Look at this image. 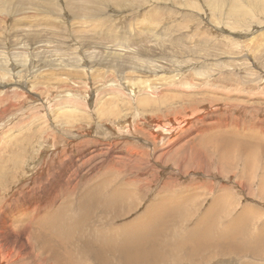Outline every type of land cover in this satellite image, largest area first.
I'll return each instance as SVG.
<instances>
[{"label": "rangeland", "instance_id": "obj_1", "mask_svg": "<svg viewBox=\"0 0 264 264\" xmlns=\"http://www.w3.org/2000/svg\"><path fill=\"white\" fill-rule=\"evenodd\" d=\"M148 100L147 106L139 104ZM178 118L193 124L176 129L169 121ZM154 119L173 131L166 140H158ZM212 120L226 121L218 135L237 134L261 144L246 174V157L239 151L234 152L230 171H224L208 149L206 163L193 161V152L199 151L194 146L201 140L197 129ZM181 139L188 145L182 147ZM172 145L179 148L173 157L168 153ZM131 149L143 152L151 173L136 174V168L121 163L119 156ZM158 155L171 159L155 162ZM263 160L264 0H0V257L5 264H60L78 236L70 234L67 244L65 235L52 228L57 240L45 250L55 252L36 257L44 251L38 245L44 239L32 236H46L49 228L41 223L30 238L24 225L38 216V201L46 205L58 199L55 212L62 215V203L68 205L64 197L72 194L68 209L74 214L66 216L73 219L79 213L75 201L83 191L112 174L124 180L136 176L144 187L138 186L140 194L133 195L137 200L129 201L139 207L113 221L111 228L142 220L160 195L179 191L178 186H197L193 193L203 207L194 220L180 225L185 232L177 236L187 235L210 205L228 193L234 198L229 204L235 206L231 218L242 216L247 226L228 224V214L215 221H220L221 233L235 229L241 240H248L245 247L250 243L257 253L253 262L244 263L208 250L204 260L210 263L204 264H264V232L256 228L264 225ZM92 222L98 227L99 217ZM82 239L89 241L85 234ZM73 263L94 264L77 255Z\"/></svg>", "mask_w": 264, "mask_h": 264}, {"label": "bare ground", "instance_id": "obj_2", "mask_svg": "<svg viewBox=\"0 0 264 264\" xmlns=\"http://www.w3.org/2000/svg\"><path fill=\"white\" fill-rule=\"evenodd\" d=\"M90 7L91 5L89 6V9ZM146 64L147 63H145V65ZM152 87H149V88L155 89ZM158 87L156 86V89H158ZM85 95H88V94H85ZM149 103H150L149 100L148 102H145V103L139 102L140 105H146V106L149 105ZM142 108L144 110L148 109V107H142ZM151 110H154V109L152 108ZM105 113H107V111ZM163 122H164L163 120H159V119H154L151 122V125L155 129L156 136L159 141L164 140L165 136H169L170 134L173 133V131L172 133L166 131L167 129L165 128L164 124H162ZM169 122L173 126H175L176 129H178L179 127L182 128L183 126H186L189 124L191 125L193 124L192 120L190 119L187 120V119H182V118L181 119L178 118V122L172 119ZM212 122L213 123L207 122L208 124L201 127L200 130L197 129V131H200L201 135L199 136H201V140H199L198 146H194L195 149L199 148V151L197 149L198 152H193L194 154L193 161H195V159H198L201 163L203 164L206 163L207 156H206L205 151L206 149H208L210 152H212V157H216L219 165L220 166L222 165V168L224 169V171H230L231 169L234 170V163L232 160V158H235L234 152L239 151L241 153V156L244 154L246 157L245 158L246 160L244 159V165L241 164L243 167L245 166L246 170L244 174H246V172L250 170V168L252 167L250 166L252 163L251 158L253 157V154L255 153V149L260 147L261 144L255 141L246 142L240 139L239 137L241 136L237 134H235L236 136L218 135V133L221 132L220 130H221L222 125L225 124L226 121L225 120H222V121L212 120ZM227 134L233 135L231 133H227ZM176 142L178 143V141ZM184 145H188V142L184 143V140H183L182 147ZM194 145H196V143ZM173 147L174 145H172L171 147L173 150V151L171 150L172 154H170L171 151L168 152L169 155H171L172 157L175 156V151L179 149V148L176 149V147L175 149H173ZM232 152L234 153V155L232 154ZM164 154L167 155L166 152ZM171 156L165 157L164 155H158L157 158L155 157L156 159L155 162H158L159 159H163V158L171 159ZM119 158L121 159V163L126 162V164L128 165L127 167H129L130 169L136 168L137 170L136 174H139V171H142L143 174L151 173L148 170L149 168H147V166L149 165V162H146L147 160L144 158V154L140 150H136V151H133L132 149L128 150L124 153V157L119 156ZM181 164H183L182 161H181ZM220 166H219V169L222 170ZM233 176H235V173ZM139 181L143 182L142 180H138V177L136 176H129L127 180H124L122 176L118 175L117 177H114V175L112 174L107 179H104L96 183L92 187L84 190L83 195L78 197L77 201H75V202H78L79 204V213L77 215H74L73 219L66 216V214L67 213L71 215L74 214L72 211L68 209V205L74 201V194L69 195L68 197H64V199L68 200L67 201L68 205H66L65 203H62L61 205L62 210H63L62 215L55 212L57 207H59L57 203L58 199L57 201H51L47 203L46 205L42 203L41 201H38L37 208L35 211L38 213V216H31L36 221L31 219V222L26 223L23 227L24 232H26L28 235H30L29 233H31L30 238L34 234L32 229H34L35 227L40 229L41 223L45 224L49 228V233L46 236L42 234H40L39 237L37 235L32 236V238L35 240L37 238L39 239L41 238L40 240H42V238L44 239L43 242L40 244H38L39 242L35 243L36 245L38 244L41 246V248L44 249L41 255L38 253L36 257L42 256L43 254L48 253V251L55 252L56 248L45 250V247L49 246L50 241L52 239L57 240V238H55L52 233V228H53L55 231H58L60 233L61 237L65 235L66 242L68 239L71 238L70 234L74 233L75 237L78 236V238L75 239L76 240L75 245H73L74 241H70L72 246L68 245L70 247L69 253H67L66 250L64 251L66 252V255L62 254L60 264H68L65 259L66 256H67L66 258H68L71 264H74L73 260L75 259L76 255L82 256L84 258H88L94 264H173V263L175 264L177 260H182V261L190 260L192 261V264H204L209 261V260L207 261L204 260L205 254L206 252H208V250L221 251L223 253L225 252L226 254L229 255L226 258L228 259V261H231V262L232 261L233 262L242 261L244 263L253 262L251 258L254 259V256L257 253L253 245L249 243V245L246 246L248 248L247 249L244 243L248 240L247 239L241 240L242 238L241 235L234 234V231H236L235 229H229V228L224 229L222 230V233H221V229H219L221 226L220 221H215L217 216L221 218V217L227 216L228 214L229 216V221L227 222L228 224L238 222V223H242L247 226L246 218H243L242 216H239L238 218H235V219L231 218L232 211L233 209L235 210V206L232 207L231 204H229L228 200L232 199L233 197H231V195H229L228 193H225V195H221V199L215 200V202H213L210 205V207L208 208V212L205 214V216L202 218V215H201V219L197 223V226L194 229H192V231L187 235L184 233L182 236H177V234H179L180 231L185 232L183 227L181 229L180 225L182 226L183 224H185L187 219L194 220V218H196V215L200 214V211L203 207V205L201 206L198 204L199 196L193 193V191L197 189V186L190 187L189 190H185L184 188H182V186H178L179 191L177 190V191H173L170 193H165V194L160 195L157 198V200H155V202L147 208L144 214V218H142V220L138 218L136 222L132 221L131 223H129L130 226H126L123 228L121 226H118L115 229L113 227L111 228L110 224H112L113 221H116V219L122 218L127 215L129 216L131 213H133V210L139 207L138 205H135V203L133 205H129V201L131 202V200L132 201L137 200L133 195L140 194V190L138 189V186L139 188L140 186L144 187L142 184H138ZM260 185L262 186L261 191L262 193H264V177L262 178ZM166 186L168 187L169 185H166ZM134 188L135 189L137 188L139 190V193L136 192ZM103 189H105L103 193H105L106 191H110L107 198L102 197ZM22 190L23 189H21L20 191ZM262 193H260V196L264 199V195ZM11 195H14V194H11ZM100 195L101 197H99ZM142 195H144V193ZM20 196H19V199H20ZM209 196L213 197V199L216 198V196L213 195V191H210ZM140 197L142 196H139L138 199ZM9 200H7V202ZM127 200H128V204L124 203ZM223 200H226L229 206H227L226 203L217 204V203H221ZM29 204H31L30 206L31 208H34L35 205H33L32 202H30ZM14 205L15 204H13L12 206ZM84 205H86L85 209H83ZM43 206H47L46 212L43 210ZM123 206H128L127 210L124 209L125 210L124 211ZM229 207H230V211H229ZM5 208H7V206ZM31 208L29 209L31 210ZM9 211H12V210L9 209ZM88 214H89V217H88ZM17 216H18V212H17ZM98 217L100 219V224L98 226V227H101L100 230L98 229L96 224L92 222V221L95 222ZM247 219L248 221H250L252 218L247 217ZM16 221L18 220H15V222ZM88 222H89V226H87ZM11 227H13V225ZM82 228L83 230H81ZM256 228L257 230L264 232V225L263 226L256 225ZM5 229L8 230V227H5ZM84 229L87 231L86 233H84ZM78 230H80V232H78ZM92 230L96 232H93ZM223 233L225 235H223ZM84 234L85 236L89 237V241L82 239L84 237ZM231 234H234V237L231 236ZM11 235L13 236V234ZM104 235H106V240L102 239ZM226 235H228V237L231 236L233 238L231 237H229L230 239L226 238ZM176 236L179 238L177 239ZM259 238L262 239L261 237ZM222 240H225L227 242L223 243L224 241L222 242ZM26 241L29 242L28 240ZM68 243L69 242H67V244ZM218 243L224 246H219ZM35 244L34 246H36ZM34 251H35V247H34ZM247 251L251 252L250 257H249L250 259L247 257V258H244L247 261L242 260L243 256L246 257L245 254L247 253ZM233 252H235L236 255H233ZM56 256L58 257L59 253H56ZM1 258L2 257H0V264H5L4 262H2L3 259L1 261ZM47 259H50V257L48 256ZM208 263H210V261ZM237 264H240V263H237Z\"/></svg>", "mask_w": 264, "mask_h": 264}]
</instances>
